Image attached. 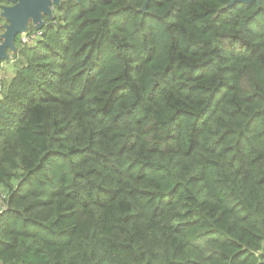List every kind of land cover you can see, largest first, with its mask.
<instances>
[{
	"label": "trees",
	"instance_id": "1",
	"mask_svg": "<svg viewBox=\"0 0 264 264\" xmlns=\"http://www.w3.org/2000/svg\"><path fill=\"white\" fill-rule=\"evenodd\" d=\"M146 1L15 38L0 264H264V0Z\"/></svg>",
	"mask_w": 264,
	"mask_h": 264
},
{
	"label": "water",
	"instance_id": "2",
	"mask_svg": "<svg viewBox=\"0 0 264 264\" xmlns=\"http://www.w3.org/2000/svg\"><path fill=\"white\" fill-rule=\"evenodd\" d=\"M12 3L11 7H4L1 17L5 19L4 32L0 35V63L8 59V51L15 52V38L27 34L28 25L32 22L35 30L40 31L43 25V16L51 18L50 8L58 6L65 0H2ZM79 1V0H75ZM149 0L146 1V4ZM259 3L260 0H233L231 3Z\"/></svg>",
	"mask_w": 264,
	"mask_h": 264
},
{
	"label": "rangeland",
	"instance_id": "3",
	"mask_svg": "<svg viewBox=\"0 0 264 264\" xmlns=\"http://www.w3.org/2000/svg\"><path fill=\"white\" fill-rule=\"evenodd\" d=\"M23 35H21V41L22 42H29V37L25 34V38H22ZM27 36V37H26ZM14 62H2L0 66V83L2 87H0V94L1 90L4 89V87L8 84L9 80L11 79L13 73H14ZM3 203L2 199L0 198V209L2 208Z\"/></svg>",
	"mask_w": 264,
	"mask_h": 264
},
{
	"label": "flooded vegetation",
	"instance_id": "4",
	"mask_svg": "<svg viewBox=\"0 0 264 264\" xmlns=\"http://www.w3.org/2000/svg\"><path fill=\"white\" fill-rule=\"evenodd\" d=\"M66 1H67V0L62 1L58 6L53 5V6L50 8V11H51V18H48L47 16H43V18H42V20H43V25H42V27H43L44 24H45V20H46V19H48V20H49V19H52L53 16H54V14L56 13L57 8H58L63 2H66ZM11 6H13L12 3H9V2H6V1H2V0H0V18L2 19V23H1L2 31H1V33L4 32V26L7 24L6 21H5V19L1 17V12H2V10H3L4 7H11ZM32 28H34V27H33V25H32V22H30L29 25H28V30H30V29H32ZM34 29H35V28H34Z\"/></svg>",
	"mask_w": 264,
	"mask_h": 264
},
{
	"label": "built area",
	"instance_id": "5",
	"mask_svg": "<svg viewBox=\"0 0 264 264\" xmlns=\"http://www.w3.org/2000/svg\"><path fill=\"white\" fill-rule=\"evenodd\" d=\"M26 35H27V34H26ZM27 36H28V35H27ZM27 36H26V37H27ZM28 37H29V36H28ZM34 37H35V35L30 36V37H29V40H30L31 38H34ZM22 38H25V36L23 35Z\"/></svg>",
	"mask_w": 264,
	"mask_h": 264
}]
</instances>
